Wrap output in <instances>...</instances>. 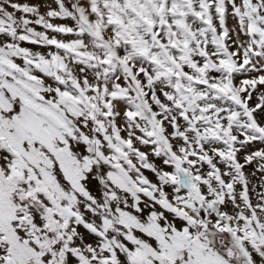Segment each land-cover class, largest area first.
Segmentation results:
<instances>
[{
  "label": "snow or ice",
  "instance_id": "1",
  "mask_svg": "<svg viewBox=\"0 0 264 264\" xmlns=\"http://www.w3.org/2000/svg\"><path fill=\"white\" fill-rule=\"evenodd\" d=\"M0 264H264V0H0Z\"/></svg>",
  "mask_w": 264,
  "mask_h": 264
}]
</instances>
